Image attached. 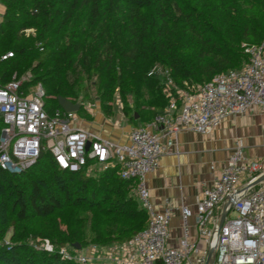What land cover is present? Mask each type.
Masks as SVG:
<instances>
[{"label": "trees", "instance_id": "16d2710c", "mask_svg": "<svg viewBox=\"0 0 264 264\" xmlns=\"http://www.w3.org/2000/svg\"><path fill=\"white\" fill-rule=\"evenodd\" d=\"M1 1L2 83L12 71L30 69L27 84L44 85L49 111L60 106L58 96H65L81 103L80 113L79 91L94 78L106 113L112 114L114 92L133 96L136 108L126 109V116L134 126H145L169 103L161 78L149 75L154 65L162 64L177 84H204L220 72L243 67L248 61L244 44L264 40V0ZM9 51L13 55L2 60ZM3 126L0 114V134ZM117 170L97 175L69 171L49 152L21 173L0 166V264H80L28 242H5L9 227L23 238L21 223L34 218L41 222L36 236L50 238L57 248L66 239L85 245L80 239L88 233L87 220L97 241L130 221L131 228L118 239L130 241L147 225L148 215L131 191L133 181Z\"/></svg>", "mask_w": 264, "mask_h": 264}, {"label": "built area", "instance_id": "2783aa9c", "mask_svg": "<svg viewBox=\"0 0 264 264\" xmlns=\"http://www.w3.org/2000/svg\"><path fill=\"white\" fill-rule=\"evenodd\" d=\"M244 48L248 61L243 67L216 74L195 94L181 91L177 96L174 79L165 68L163 91L169 99L165 111L151 125L134 127L129 142L123 144L83 126L78 111H65L61 106L49 111L41 82L27 84L30 78L17 77L7 83L0 81L4 121L0 166L21 173L35 164L42 152H49L61 168L87 175L118 167L122 178L133 181L148 222L127 246L114 250L110 256L114 264H264V181L248 187L264 174V167L261 161L247 156L241 138L236 139L215 182L202 190L195 208L182 206L184 234L177 245L169 244L174 208L168 203L159 209L147 185V176L158 168L167 152L164 136H175L182 129L207 134L231 115H245L254 106L264 107V40L245 43ZM12 55L9 51L1 59ZM155 68L159 66L149 75L155 74ZM179 104L180 111L176 112ZM83 105L92 113L99 108L95 103ZM160 126L164 133L151 128ZM232 211L236 212L234 217ZM192 217L198 227L196 239L190 237L187 228ZM38 244L54 250L49 240L38 239ZM78 260L87 262L90 256L81 255Z\"/></svg>", "mask_w": 264, "mask_h": 264}, {"label": "crops", "instance_id": "0c3cea01", "mask_svg": "<svg viewBox=\"0 0 264 264\" xmlns=\"http://www.w3.org/2000/svg\"><path fill=\"white\" fill-rule=\"evenodd\" d=\"M4 12L5 5L0 0V21ZM179 111L180 104L176 112ZM152 121L144 122L145 126ZM83 126L121 144L129 142L130 132L136 127L124 116L122 120L113 121L100 108L95 110L93 121ZM151 128L164 133L161 126ZM238 138L245 142L247 156L261 161L264 167V107L254 106L245 115H231L207 134L182 129L175 136L163 137L167 152L161 157L158 168L147 176V185L152 202L159 209L168 203L174 208L170 245H177L184 234L182 206L195 208L204 187L212 185L219 176ZM187 228L190 237L196 239L195 218L189 220Z\"/></svg>", "mask_w": 264, "mask_h": 264}, {"label": "rangeland", "instance_id": "374dc122", "mask_svg": "<svg viewBox=\"0 0 264 264\" xmlns=\"http://www.w3.org/2000/svg\"><path fill=\"white\" fill-rule=\"evenodd\" d=\"M245 63V62H244ZM34 65V63H32ZM243 65V64H242ZM241 65V66H242ZM155 66H159V68H155V76H158L161 78L162 82V87L164 86V81L167 78V72L162 64H156L154 65L151 69H153ZM240 65L236 67H232L230 69L238 68ZM162 69V70H161ZM229 69V70H230ZM33 73L32 71L26 70L22 73H17L16 71H12L11 78L17 77V78H32ZM175 86H174V92L175 94L183 91L185 94H195L199 90V88L202 86V83L198 82H188L184 81L182 84H177L174 80ZM100 92L101 88L99 85L95 83V79L92 78L90 80H86L83 85L81 86V90L79 91V99H83V104L86 103H95L96 105L99 106L100 111H102L104 114L111 116L113 121L116 120H122L123 116L124 118H128L126 116V109L130 110L131 112L135 110V102L134 98L131 94H126L125 98L124 95L118 90L114 92L111 100L109 101V104H111V113H106L102 109V103L100 100ZM164 93V91H163ZM165 95V93H164ZM166 96V95H165ZM177 96H179L177 94ZM167 97V96H166ZM168 98V97H167ZM95 112V111H94ZM94 112H89L85 108L79 113V116L81 118V122H83V125H85V122H91L94 119ZM134 185H132V193H134ZM87 215L89 214L92 216L93 214L91 213H86ZM236 215V212L232 211L231 216L234 217ZM57 217L56 215H53L49 217L50 219H53ZM106 222V221H104ZM87 226L85 227L84 231L87 232L86 236L81 237V241L85 244L82 245L81 243H78L81 245L80 248L76 247L75 245L71 244L69 239H66V243L59 248L56 247L55 243L48 237H45L44 235H39L36 236V233L38 230L41 228V222L39 219L34 218L31 219L30 221L26 223H21L20 228L18 232H24L25 236L23 238L16 237V232L14 231L13 227H9L6 236H5V242L6 243H22V242H28L32 245L34 248H39L46 250L43 246L41 247L39 244H37V240L41 239L42 241L44 240H49L51 244L54 246L53 251H48V252H58L60 257L64 260H69V261H76L79 262L80 264H114L110 260V256L114 253L115 249H119L121 247L127 246L129 241H118L119 237L121 234H123L127 229L131 228V222L130 221H123L119 225L117 224L114 229H110L111 235L108 237H105L104 240L102 241H97L92 234L91 230V221L87 220L86 221ZM134 227V226H133ZM61 228L64 230L66 228V225L61 224ZM115 231V232H113ZM139 232V231H138ZM64 250V251H62ZM81 255H87L90 256V260L87 262H81L78 260V256Z\"/></svg>", "mask_w": 264, "mask_h": 264}, {"label": "water", "instance_id": "95a60500", "mask_svg": "<svg viewBox=\"0 0 264 264\" xmlns=\"http://www.w3.org/2000/svg\"><path fill=\"white\" fill-rule=\"evenodd\" d=\"M58 103L65 111H79L81 109L80 102H74L65 96H58ZM263 181H264V174L261 175L259 178H257L255 181H253L251 184H249L248 187L256 186ZM225 216H226L225 214L222 216L221 221H220V226H222ZM75 246L78 248L81 247V245L78 243L75 244ZM209 261H210V258H209Z\"/></svg>", "mask_w": 264, "mask_h": 264}]
</instances>
